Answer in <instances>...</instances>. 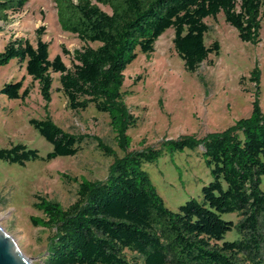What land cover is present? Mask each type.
I'll use <instances>...</instances> for the list:
<instances>
[{"label": "trees", "instance_id": "1", "mask_svg": "<svg viewBox=\"0 0 264 264\" xmlns=\"http://www.w3.org/2000/svg\"><path fill=\"white\" fill-rule=\"evenodd\" d=\"M62 32L76 36L83 46L71 54L67 68L60 56L49 60V45L36 30V45L23 38L7 42L0 51V67L16 61L38 84L42 99L51 101V73L60 74V91L70 111L89 107L106 114L115 142L125 153L114 158L103 181L78 183L77 199L68 208L37 197L33 204L41 218L31 217L35 228L50 231L43 264H264V113L256 101L251 114L232 127L195 140L181 136L160 148L127 152L128 130L136 119L123 97L124 72L138 53H153L157 40L169 29L173 48L187 73H194L209 55H219L217 41L205 44V20L222 14L241 42L256 44L264 20V0H52ZM28 0H0V23L20 12ZM107 7L110 14L99 6ZM97 46L93 47L92 45ZM253 72L252 74H254ZM258 87V76L251 79ZM0 94L24 100L23 82L5 83ZM29 125L51 145L42 157L38 150L16 144L0 149V161L24 167L29 162H51L74 157L88 140L65 133L49 119ZM105 156L111 150L98 142ZM201 149L211 182L200 199H189L173 212L159 196L144 162L163 151ZM68 178L67 176H64ZM73 181H77L73 179ZM236 215L234 223L223 219ZM235 234L232 240L226 236Z\"/></svg>", "mask_w": 264, "mask_h": 264}, {"label": "rangeland", "instance_id": "2", "mask_svg": "<svg viewBox=\"0 0 264 264\" xmlns=\"http://www.w3.org/2000/svg\"><path fill=\"white\" fill-rule=\"evenodd\" d=\"M99 7L111 13L109 8ZM205 23V44L217 41L220 51L218 56L209 55L194 73L184 70L173 48L172 29L157 40L153 53H138L124 72L123 102L137 121L127 132L131 138L127 152L158 149L162 141L181 136L198 140L223 132L248 117L254 101L264 113V20L256 44L241 42L222 14ZM38 28L43 29L41 40L49 45V60L60 56L70 68L71 56L62 49L71 54L83 44L76 36L61 31L52 0H28L20 12L9 14L8 21L0 23V51L15 38L26 39L35 46ZM253 76H258V87L251 80ZM59 77L60 74L51 73V101L47 103L24 67L16 61L0 67V90L5 83L18 81L23 82V89H29L24 100H8L0 94V149L22 144L45 157L52 147L29 125L31 119H49L65 133L88 138L74 157L29 162L24 167L0 161V228L32 264H43L51 234L30 224L31 217H42L33 207L37 197L66 209L76 201L82 178L92 183L105 180L114 158L125 155L115 142L106 114L92 107L77 112L67 108ZM98 142L114 156H105ZM141 169L173 212L191 198L199 200L201 188L212 180L200 148L163 151L155 161L144 162ZM260 189L264 191V177ZM223 219L237 223L241 218L224 215ZM235 237L229 233L226 239Z\"/></svg>", "mask_w": 264, "mask_h": 264}, {"label": "water", "instance_id": "3", "mask_svg": "<svg viewBox=\"0 0 264 264\" xmlns=\"http://www.w3.org/2000/svg\"><path fill=\"white\" fill-rule=\"evenodd\" d=\"M0 264H32L20 251L17 243L0 228Z\"/></svg>", "mask_w": 264, "mask_h": 264}]
</instances>
